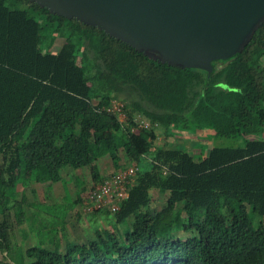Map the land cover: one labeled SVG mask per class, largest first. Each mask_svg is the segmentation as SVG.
Segmentation results:
<instances>
[{"label":"trees","instance_id":"1","mask_svg":"<svg viewBox=\"0 0 264 264\" xmlns=\"http://www.w3.org/2000/svg\"><path fill=\"white\" fill-rule=\"evenodd\" d=\"M56 36L62 41L52 49ZM263 57L264 21L233 56L213 60L208 75L153 60L36 2L0 0L1 235L12 226L10 211L14 222L28 220L10 189L16 170L53 179L62 145L87 151L92 137L108 132L115 170L137 166L111 216L115 225L132 216L127 228L105 235L94 227L55 249L48 237L54 229L31 224L38 241L24 248L23 264H264V219L255 223L249 214L264 217ZM113 100L122 119L109 110ZM136 116L149 126L137 128ZM158 128L164 137L204 144L197 154L156 144ZM218 137L243 144H209ZM92 177L102 180L95 171ZM0 264L21 261L16 252Z\"/></svg>","mask_w":264,"mask_h":264},{"label":"water","instance_id":"2","mask_svg":"<svg viewBox=\"0 0 264 264\" xmlns=\"http://www.w3.org/2000/svg\"><path fill=\"white\" fill-rule=\"evenodd\" d=\"M96 26L147 57L212 71L264 21V0H30Z\"/></svg>","mask_w":264,"mask_h":264},{"label":"rangeland","instance_id":"3","mask_svg":"<svg viewBox=\"0 0 264 264\" xmlns=\"http://www.w3.org/2000/svg\"><path fill=\"white\" fill-rule=\"evenodd\" d=\"M61 41L62 38L56 36L51 48L57 49ZM262 106L264 107V102ZM260 128L263 133L259 136L264 137V120L261 122ZM156 131L158 132L156 144H162L164 141L167 144L177 143L195 154L198 153L196 146L204 144L201 139L192 138L191 140L189 138L183 142L186 136L164 137L159 128ZM208 142L210 145L236 146L242 145L243 139L241 137H218L210 138ZM112 147V138L108 132L92 137L91 146L87 151L62 145L60 151L63 164L58 174L48 181L39 180L34 172L16 170V178L10 189L16 192V199L27 212L28 220L16 223L13 210L10 211L8 221L12 223V226L8 227L5 236H2L1 232L6 230V226L2 222L0 213V263L3 260H11L14 253L17 252L21 264H23L24 248L37 243L38 237L35 232L39 230L54 229L53 233L48 236L50 245L55 249H60L69 240L74 238L81 240V237L92 233L94 227L108 235L112 232L123 231L129 226L132 216L124 219L118 225H115L111 220V216L115 212L114 209L120 202L117 198L110 197L109 201L107 198H102L98 202L91 197V194L103 182L112 181L116 174H122L131 164H125L121 170H115L109 155V150ZM94 171L102 178L101 181L95 183L92 177ZM134 175L126 177V180L131 181ZM111 189H114V184L111 185ZM160 196L156 191H153L154 199L161 201L162 197ZM103 207L107 212L97 213L93 217L90 215L95 209ZM234 207L238 212L243 210V205L238 203H235ZM249 214L255 223L264 219L263 216L256 213L250 212ZM31 224L36 231L30 230Z\"/></svg>","mask_w":264,"mask_h":264},{"label":"built area","instance_id":"4","mask_svg":"<svg viewBox=\"0 0 264 264\" xmlns=\"http://www.w3.org/2000/svg\"><path fill=\"white\" fill-rule=\"evenodd\" d=\"M121 108H122L121 103L115 100L111 101L109 105V110L116 113L118 117L122 119L124 115L121 111ZM134 121L137 123V128L138 127L146 128L149 126V122L147 120L142 119L138 116L134 118ZM137 128L134 126L131 127L132 130H137ZM136 170H137V166L134 163H131L130 166L126 167L125 171L122 174H116V176L113 177L114 179L112 181L103 182L97 188V190L91 194V197L93 199H96V201L100 202L102 198H107V200L109 201V198L114 196L120 201L122 198L127 196L126 183L129 182V180L127 181L126 177L135 174ZM112 184H114V189H111ZM118 205L119 204L116 205L117 208ZM117 208L114 210H117Z\"/></svg>","mask_w":264,"mask_h":264}]
</instances>
